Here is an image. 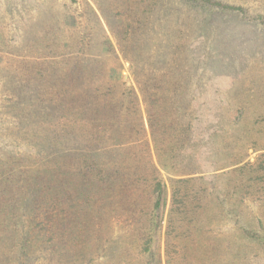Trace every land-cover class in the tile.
<instances>
[{
	"label": "rangeland",
	"instance_id": "rangeland-1",
	"mask_svg": "<svg viewBox=\"0 0 264 264\" xmlns=\"http://www.w3.org/2000/svg\"><path fill=\"white\" fill-rule=\"evenodd\" d=\"M211 1L0 0V264H264V0Z\"/></svg>",
	"mask_w": 264,
	"mask_h": 264
},
{
	"label": "trees",
	"instance_id": "trees-1",
	"mask_svg": "<svg viewBox=\"0 0 264 264\" xmlns=\"http://www.w3.org/2000/svg\"><path fill=\"white\" fill-rule=\"evenodd\" d=\"M184 2L186 4H188L190 7H194V8L197 7V5H200L201 6V5H203V3H205L208 6H212V7H219V8H223L225 10H230V11L231 10H236L238 12H242V9H240L239 7H236L235 8L233 6L223 5V4L219 3V2H214V1H211V0H184ZM148 112L151 113L150 111H148ZM149 113H148V115H149ZM80 161H81V163H83L84 166L83 165L82 166L86 170L85 171V174H84V171L83 172H80V171L77 170V168H74L73 170L76 171L74 173L75 175H79V176L82 175L83 176V184H86V180H88L86 178L92 177L91 176L92 174L93 175H96L95 176L96 178L99 177V176L101 177L102 173H101L100 165L97 166V167H95L93 165L94 164V159L91 156L84 155L83 158L80 159ZM96 168H98V169L97 170H94ZM91 170H92V174H90L91 173ZM155 186H156V190H155L156 194H155L154 207L157 208L158 205H159V196H160L159 195V192H160V188H161L160 187V182H157ZM173 198L175 200V196ZM66 201H67V199H66ZM173 212H175V210H173ZM177 213H178V211H177ZM172 232L173 231H171L169 229L166 231V247H165L166 255L168 254L169 251H171L170 246H169L170 245L169 244L170 241L168 240V236H170ZM246 234L248 236L250 235L248 232ZM147 250H148V247H145L144 251L147 252ZM171 257L172 256L167 257L168 259H166V264H172V263H170V260H169V259H171Z\"/></svg>",
	"mask_w": 264,
	"mask_h": 264
}]
</instances>
